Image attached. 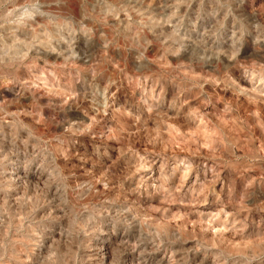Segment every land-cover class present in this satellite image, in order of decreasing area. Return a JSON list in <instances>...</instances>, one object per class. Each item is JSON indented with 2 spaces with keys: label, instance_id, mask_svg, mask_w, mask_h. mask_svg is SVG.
Here are the masks:
<instances>
[{
  "label": "clouds",
  "instance_id": "1",
  "mask_svg": "<svg viewBox=\"0 0 264 264\" xmlns=\"http://www.w3.org/2000/svg\"><path fill=\"white\" fill-rule=\"evenodd\" d=\"M254 2L0 0V168L24 172L22 193L0 187V264H68L73 247L135 223L157 249L172 232L169 243L218 264L264 256V238L238 239L233 211L213 235L208 212L189 207L193 185L218 171L222 183L258 173L264 185V0ZM116 91L138 99L118 104ZM82 132L103 149L91 171L73 162ZM137 156L143 170L130 175ZM185 170L187 186L176 183ZM81 264L109 258L101 248Z\"/></svg>",
  "mask_w": 264,
  "mask_h": 264
},
{
  "label": "rangeland",
  "instance_id": "2",
  "mask_svg": "<svg viewBox=\"0 0 264 264\" xmlns=\"http://www.w3.org/2000/svg\"><path fill=\"white\" fill-rule=\"evenodd\" d=\"M259 0H255L253 7ZM247 7V5H246ZM78 50L83 54L86 51H94V49H86L84 42L81 41V45ZM118 104H124L125 100L129 103L132 102L133 96L136 95L138 99V93L134 94L131 91L128 92L127 97L122 92L116 91L115 93ZM70 102V101H69ZM217 103H220V97H217ZM247 103V101H245ZM74 113H70L72 115ZM169 133L173 136H180L181 129L173 124L168 125ZM191 134V130H185ZM201 137H207L215 135L214 131L207 129L199 130ZM80 140L83 142L78 144L76 151L73 154V162L82 171H91L98 163V153L103 151L100 144L97 142V137L93 135H85L83 132L80 135ZM108 141V143H114ZM7 145H4V150L7 151ZM128 152H135L136 149L131 145L127 146ZM119 154V150H117ZM143 165L139 162L137 156V162L131 170V174L139 173L143 170ZM10 171V172H9ZM24 172L22 169L17 168L13 170L12 165H6L0 168V187H6L15 195L16 191L23 192V188L17 190V185L21 183L17 177H23ZM223 172H217L216 176L209 174L208 181L201 182L193 185L190 189V195L195 197V200L189 205V207L198 208L202 211L208 212V218L204 220L206 228H211L212 234L217 232H226L225 223L232 220V217H227L224 213L233 211L235 218L240 220L244 224V231L238 236V239L247 243L248 240L261 237L264 238V211H260V208H264V185H259V174L248 176L246 179L237 175L234 183H222ZM196 179L195 175L185 170L176 178L177 184H192ZM28 180L35 184V177L29 174ZM203 181V176H201ZM42 187V186H41ZM28 195H39L31 186L28 190ZM2 196V193H0ZM234 200L237 204L242 203L248 212H237L232 208L230 201ZM2 202V201H0ZM115 206L113 211H115ZM131 219V217H129ZM237 227H240L237 224ZM154 229H149L153 231ZM106 234L99 235V238L92 239L88 248H82L79 252L73 247L68 253V264H81L82 260L87 259L89 256L95 257L98 250L103 248L104 254L109 258V264H170L169 255L176 264H218V261L213 260L212 253H205L203 250L199 252L187 251L191 245L182 244L180 241L176 243H169L174 240L179 233L175 235L172 232H168L165 236L161 235L160 240L163 243L157 249V241H154L152 237H149L146 232H142L138 223H135L130 231L125 232L122 228H118L115 235L105 228ZM137 238L142 242L137 247L136 251H132L129 245L134 243ZM121 241H127V244H121ZM88 243L87 241L85 242ZM119 245V246H118ZM142 255H138L141 253ZM72 253H76L75 260H73ZM223 259V257H221ZM227 264H239L238 260L229 259ZM253 264H264V256L259 257L253 261Z\"/></svg>",
  "mask_w": 264,
  "mask_h": 264
},
{
  "label": "bare ground",
  "instance_id": "3",
  "mask_svg": "<svg viewBox=\"0 0 264 264\" xmlns=\"http://www.w3.org/2000/svg\"><path fill=\"white\" fill-rule=\"evenodd\" d=\"M10 172V171H9Z\"/></svg>",
  "mask_w": 264,
  "mask_h": 264
}]
</instances>
